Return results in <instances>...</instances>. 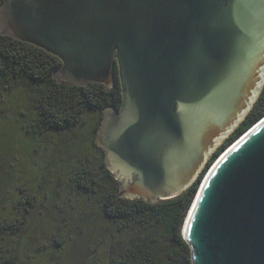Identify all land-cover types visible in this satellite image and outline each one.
I'll return each mask as SVG.
<instances>
[{
	"label": "water",
	"instance_id": "95a60500",
	"mask_svg": "<svg viewBox=\"0 0 264 264\" xmlns=\"http://www.w3.org/2000/svg\"><path fill=\"white\" fill-rule=\"evenodd\" d=\"M0 34L111 88L94 138L118 198L191 187L264 86V0H2ZM192 264H264V116L207 168L181 227Z\"/></svg>",
	"mask_w": 264,
	"mask_h": 264
},
{
	"label": "rangeland",
	"instance_id": "374dc122",
	"mask_svg": "<svg viewBox=\"0 0 264 264\" xmlns=\"http://www.w3.org/2000/svg\"><path fill=\"white\" fill-rule=\"evenodd\" d=\"M98 117L86 110L66 131L34 134L30 93L0 82V254L18 264H106L140 235L103 209L112 182L94 143Z\"/></svg>",
	"mask_w": 264,
	"mask_h": 264
},
{
	"label": "trees",
	"instance_id": "16d2710c",
	"mask_svg": "<svg viewBox=\"0 0 264 264\" xmlns=\"http://www.w3.org/2000/svg\"><path fill=\"white\" fill-rule=\"evenodd\" d=\"M60 64L57 57L42 49L0 34V82L30 93L37 119L26 124L34 134L66 131L86 110L99 114V126L105 108L118 110L120 107L122 95L115 66L113 86L106 88L100 83L77 86L57 82L52 71ZM262 116L264 86L245 119L213 152L194 184L169 200L149 203L142 199L118 198V182L105 168L104 173L112 182L103 203L105 213L115 221L129 223L140 234L129 240L106 264H192L181 227L199 183L218 155ZM83 175L89 172L83 171ZM0 264L18 263L12 255L0 254Z\"/></svg>",
	"mask_w": 264,
	"mask_h": 264
}]
</instances>
